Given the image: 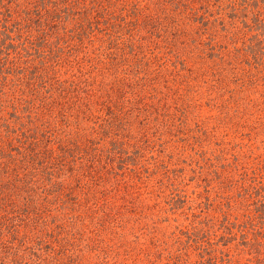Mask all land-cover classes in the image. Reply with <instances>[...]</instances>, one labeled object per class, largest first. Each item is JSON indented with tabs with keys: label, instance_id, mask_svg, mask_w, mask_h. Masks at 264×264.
Listing matches in <instances>:
<instances>
[{
	"label": "rangeland",
	"instance_id": "obj_1",
	"mask_svg": "<svg viewBox=\"0 0 264 264\" xmlns=\"http://www.w3.org/2000/svg\"><path fill=\"white\" fill-rule=\"evenodd\" d=\"M0 18V264H264V0Z\"/></svg>",
	"mask_w": 264,
	"mask_h": 264
},
{
	"label": "trees",
	"instance_id": "obj_2",
	"mask_svg": "<svg viewBox=\"0 0 264 264\" xmlns=\"http://www.w3.org/2000/svg\"><path fill=\"white\" fill-rule=\"evenodd\" d=\"M6 16H9V15H6ZM10 30L11 29H9L8 20L6 18H4V20L0 18V35H4L6 37V40L3 41V38H1L0 36V91L4 89L3 87H5V85H7L6 83L7 75L6 74L8 72L4 64L8 60V58L13 57V55L17 56L18 54V51L15 50V53H13V55L10 56V52H12L13 47H14L11 41L12 37L9 33Z\"/></svg>",
	"mask_w": 264,
	"mask_h": 264
}]
</instances>
